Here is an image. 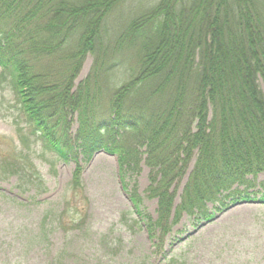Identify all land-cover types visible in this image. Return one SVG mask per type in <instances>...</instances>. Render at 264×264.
I'll use <instances>...</instances> for the list:
<instances>
[{
  "label": "trees",
  "instance_id": "obj_1",
  "mask_svg": "<svg viewBox=\"0 0 264 264\" xmlns=\"http://www.w3.org/2000/svg\"><path fill=\"white\" fill-rule=\"evenodd\" d=\"M125 2L0 0L1 79L18 97L32 135L56 156H116L125 190L126 177L149 168L147 197L158 202L157 218L144 212L136 188L127 193L158 246L183 214L209 219L210 205L243 192L244 202L261 194L264 203V184L255 182L264 173V0H153L122 29L107 28ZM136 43L133 77L105 101L101 75ZM89 54L93 69L75 86ZM75 113L73 133L67 120ZM25 156L9 164L23 192L27 179L38 177ZM81 179L78 170L76 193ZM86 218H74L72 229H82ZM62 256L54 263L63 264Z\"/></svg>",
  "mask_w": 264,
  "mask_h": 264
},
{
  "label": "rangeland",
  "instance_id": "obj_2",
  "mask_svg": "<svg viewBox=\"0 0 264 264\" xmlns=\"http://www.w3.org/2000/svg\"><path fill=\"white\" fill-rule=\"evenodd\" d=\"M152 1L120 4L107 28L122 29L133 18V11L142 5L149 7ZM131 45L119 51L117 68L99 79L98 91L104 93L105 101L130 82L138 67L135 54L140 43ZM94 61L89 54L75 86L89 77ZM260 84L264 91L262 80ZM67 122L74 133L77 114ZM21 153L38 172L35 181L27 179V192L18 188L17 177L9 172L10 161L20 160ZM193 165L192 160L188 175L178 184L177 202ZM78 170L82 188L76 193L72 183ZM149 177L150 170L143 164L139 175L125 178V190L116 156L100 152L88 159L82 154L62 159L44 148L32 135L31 123L10 84L1 79L0 70V264H55L59 254H63V264H264L261 194L244 202L247 194L242 190L222 204L210 205L209 219L183 214L170 234L155 246L128 196L136 188L143 199L142 209L156 219L158 202L147 197ZM255 182L264 184V173ZM62 212H66L64 228L58 225ZM83 214L87 216L84 229H72L74 218L80 220Z\"/></svg>",
  "mask_w": 264,
  "mask_h": 264
},
{
  "label": "bare ground",
  "instance_id": "obj_3",
  "mask_svg": "<svg viewBox=\"0 0 264 264\" xmlns=\"http://www.w3.org/2000/svg\"><path fill=\"white\" fill-rule=\"evenodd\" d=\"M197 228H198V229L200 228L199 225H197Z\"/></svg>",
  "mask_w": 264,
  "mask_h": 264
}]
</instances>
